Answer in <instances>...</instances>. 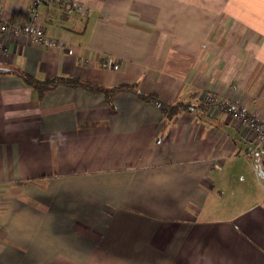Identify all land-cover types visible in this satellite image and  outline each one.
I'll list each match as a JSON object with an SVG mask.
<instances>
[{"label":"crops","instance_id":"0c3cea01","mask_svg":"<svg viewBox=\"0 0 264 264\" xmlns=\"http://www.w3.org/2000/svg\"><path fill=\"white\" fill-rule=\"evenodd\" d=\"M71 2L41 6L50 45L1 35L0 66L182 107L0 74V264H264V142L202 105L264 118V0Z\"/></svg>","mask_w":264,"mask_h":264},{"label":"built area","instance_id":"2783aa9c","mask_svg":"<svg viewBox=\"0 0 264 264\" xmlns=\"http://www.w3.org/2000/svg\"><path fill=\"white\" fill-rule=\"evenodd\" d=\"M49 1L51 0H29V20L25 24L8 23L0 19V36L14 32L17 36H24L37 45H41L44 42L48 45L52 44L42 25L41 11V6ZM55 2L62 7L58 15H62L63 12L68 14L73 12L85 14L87 12L85 7L78 6L71 0H55ZM202 105L208 109H214L230 115L240 127L253 130L260 140L264 142V118L248 112L244 107L237 106L233 101L222 100L215 91H210L204 96Z\"/></svg>","mask_w":264,"mask_h":264},{"label":"trees","instance_id":"16d2710c","mask_svg":"<svg viewBox=\"0 0 264 264\" xmlns=\"http://www.w3.org/2000/svg\"><path fill=\"white\" fill-rule=\"evenodd\" d=\"M3 67V66H2ZM6 68V67H5ZM7 73H13L19 76L27 85L32 86L37 90L39 93V96L42 97L45 95L47 92L54 91L58 86L64 85V86H69V87H82L85 88L91 92H98V93H103L105 96L106 102L110 105L112 102V99L114 95L121 91V90H133L135 93L140 96L142 99L147 100V101H153L157 103V105L165 112H170L171 116H174L175 110L181 109L182 105L178 104L176 106H169L165 103H163L161 100H159L156 96L154 95H146L141 92L136 91V85L131 86V85H121L117 87H112V88H107L102 85H94L86 80H81L79 78L75 77H62V76H57L54 78H50L47 80H39L36 77L20 71V70H13L9 69L6 71H0V74H7Z\"/></svg>","mask_w":264,"mask_h":264},{"label":"water","instance_id":"95a60500","mask_svg":"<svg viewBox=\"0 0 264 264\" xmlns=\"http://www.w3.org/2000/svg\"><path fill=\"white\" fill-rule=\"evenodd\" d=\"M6 70H8V68L0 66V71H6ZM262 174L264 175L263 171H262Z\"/></svg>","mask_w":264,"mask_h":264}]
</instances>
